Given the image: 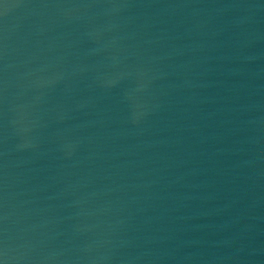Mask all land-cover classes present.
<instances>
[{"label": "water", "instance_id": "1", "mask_svg": "<svg viewBox=\"0 0 264 264\" xmlns=\"http://www.w3.org/2000/svg\"><path fill=\"white\" fill-rule=\"evenodd\" d=\"M0 264H264V0H0Z\"/></svg>", "mask_w": 264, "mask_h": 264}]
</instances>
